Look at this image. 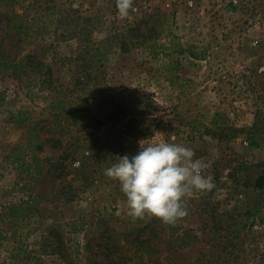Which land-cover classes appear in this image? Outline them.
Here are the masks:
<instances>
[{
  "label": "rangeland",
  "instance_id": "1",
  "mask_svg": "<svg viewBox=\"0 0 264 264\" xmlns=\"http://www.w3.org/2000/svg\"><path fill=\"white\" fill-rule=\"evenodd\" d=\"M3 5L0 52L35 72L0 73V264H264V0ZM160 141L215 183L174 225L104 175Z\"/></svg>",
  "mask_w": 264,
  "mask_h": 264
},
{
  "label": "clouds",
  "instance_id": "2",
  "mask_svg": "<svg viewBox=\"0 0 264 264\" xmlns=\"http://www.w3.org/2000/svg\"><path fill=\"white\" fill-rule=\"evenodd\" d=\"M115 7L125 18L133 0H115ZM194 157L195 150L181 144L139 142L136 154L116 157L104 175L119 183L131 217L149 215L174 225L188 214L186 197L215 187L213 177L204 174L211 162Z\"/></svg>",
  "mask_w": 264,
  "mask_h": 264
},
{
  "label": "trees",
  "instance_id": "3",
  "mask_svg": "<svg viewBox=\"0 0 264 264\" xmlns=\"http://www.w3.org/2000/svg\"><path fill=\"white\" fill-rule=\"evenodd\" d=\"M10 4H11V0H4L3 6ZM15 17L19 19L17 25H11V22L14 21V19H10V18L7 19L6 25L8 31L11 27H14L15 32H22L24 30L26 31L31 28L30 24L23 22V19L20 15H16ZM26 69L35 72L32 68V65L28 64L27 62H24L23 58H17V59H15L14 57L10 58L5 53L0 52V73H5L10 70H12V73L14 72L19 73V71L20 73H25ZM263 184H264V170L262 171L261 176H259L255 182L257 188H261Z\"/></svg>",
  "mask_w": 264,
  "mask_h": 264
}]
</instances>
